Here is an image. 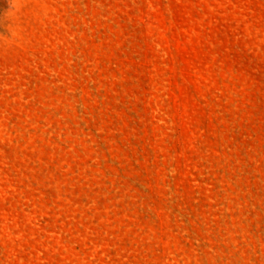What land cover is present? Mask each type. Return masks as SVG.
Here are the masks:
<instances>
[{"label": "rangeland", "instance_id": "374dc122", "mask_svg": "<svg viewBox=\"0 0 264 264\" xmlns=\"http://www.w3.org/2000/svg\"><path fill=\"white\" fill-rule=\"evenodd\" d=\"M0 264H264V0H0Z\"/></svg>", "mask_w": 264, "mask_h": 264}]
</instances>
